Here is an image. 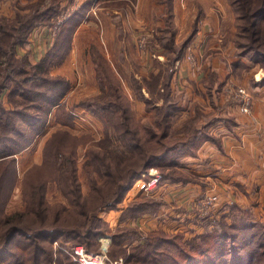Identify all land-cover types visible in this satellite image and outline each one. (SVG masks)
<instances>
[{"label":"rangeland","instance_id":"1","mask_svg":"<svg viewBox=\"0 0 264 264\" xmlns=\"http://www.w3.org/2000/svg\"><path fill=\"white\" fill-rule=\"evenodd\" d=\"M209 1H214V3H211L213 12L219 16L221 21L220 29H222L226 35V44L231 46L229 48L227 47L229 53H227V51L223 54V61L226 66L224 68L225 71L222 73V77L218 75V72L211 69L208 70L206 67L201 66V63L203 64V62L206 61V55L204 53L196 54L190 47L188 51H185L184 49V52L181 53V55L183 58H187V60L193 65L200 64L205 72L209 71V77L215 74L214 76L217 82L220 83V88L224 87V90H226L225 93L227 100L238 106V104L228 96L227 90H229L231 86L243 85L234 80V77L232 78L230 74V68L232 67L228 60L229 58H245V63L241 62V59L239 61L241 62V65L243 64V67L238 69V74L241 77L240 80L246 77L245 75L251 74L249 72L251 71L254 73V80L260 81L261 84L264 83V56H258L253 50L248 51L249 48L254 46H261L260 49L264 51V45L261 41H258L252 46L254 42L252 37L253 30L260 29V27L264 25V15L258 21L257 27L251 29V22L247 20V13L250 12V10L248 12L245 10V2H241V0H0V26L5 28L3 32L0 31V46H3L5 50L11 51V37L16 35L14 23L18 21L21 15L24 16L30 13L36 14L41 11L46 12L27 35L28 39L26 44L20 47L28 48L25 55L28 56L32 65L45 56L55 40H57L58 34L60 35L57 47L62 45L63 40L66 38L65 35L67 34L66 29L69 27L67 21L72 17L74 10L84 8V12L87 9V3L89 8L83 21L76 29L78 31L76 32V36L74 35L75 58L73 57V54L70 55L71 49L69 51L67 50V55H64V53H62L64 51L61 48L58 54L59 56L62 54V57L64 55L63 60H61L62 62L59 61L62 57H54L51 59L53 64L50 66L48 75L58 76L68 80L70 82V88L62 99L61 105L55 106L49 114H46V116H48L47 122L44 128L34 135L35 137L32 143L15 155L17 159V180L15 187L12 190L11 200L5 207L6 215H11L17 210L26 209V202L22 193L24 178H26L27 173L31 168L35 165L42 164L45 145L57 130L66 129L78 136L88 134L93 141H99L106 138L108 132L106 128L115 124L114 118L108 116V118L105 119V122L98 114L96 115L82 106H76V104L81 102L84 98L97 95L102 96L103 89L101 87V79L104 85L105 82L108 84V93L105 95L109 94V97L115 98V89L109 82L111 81V77H109L110 71L106 68L105 72V66H109L111 70L115 72L129 99L132 100L134 97L132 100V106L135 108L137 118L142 123L147 121L153 122L155 118L154 113L148 110H146L148 113L147 116L142 115L145 107L143 108L142 105L140 106L135 100L131 88L132 84L134 85V78L141 81L143 85L146 80H154V91L156 94L159 93V91H163L162 86L164 82L170 79L172 96L180 106V100L179 98H176L175 95L184 91L185 86L184 84L182 85L178 83V65L180 64L181 59L177 60L178 53L176 50L183 42L192 40L193 28L192 30L181 29L183 33L182 35H178L180 29L176 27V20L179 18L182 19L184 16L186 18V23H189L188 18H192V16L196 18L202 16L206 11L205 6ZM253 4H256L257 6L251 9V11L256 7H260L262 0H254ZM183 6H185L184 10ZM180 7L181 10H179ZM249 7L251 8V5H249ZM139 18L149 19L151 24L153 23L157 27L150 28L145 24L138 26L136 20ZM157 23H161L162 26L157 25ZM193 23L196 25L195 22ZM84 24L86 25L84 26ZM80 25L82 26L81 28L79 27ZM120 29L123 37L122 49L118 46H114L116 52L109 54L98 51L99 48L101 49L100 44H102V42L100 36L102 31L112 33L117 30L119 32ZM143 31L151 32L155 36H157L158 33L162 34V36L166 35V38L169 39L168 42L173 39L178 43L175 41L174 45H169L166 48L162 46L163 48L158 50L160 52L154 51L152 53L144 54L141 48L137 45V38L143 33ZM187 31H189V33L192 32L189 36L183 38ZM129 34L136 35V37H134L135 41L131 36L129 38ZM254 38L258 40L257 36H254ZM155 39H157V37H155ZM153 40L154 38L149 45L153 43ZM160 42L162 45V41ZM92 44H94L95 51H93V49L91 51ZM181 48L183 49L182 46ZM106 55L109 57L108 59ZM16 56H18V54ZM6 59H10L9 55H0V86L3 82V76L4 78L6 76ZM103 60H105V62H103ZM26 69L29 71L28 66ZM106 73L108 74L107 77H105ZM156 74L158 75L154 78V75ZM11 83V85H14L13 81ZM25 88H30V84L25 85ZM247 89L253 95L252 88L250 87ZM180 95L181 94H179V96ZM105 98H107V96H105ZM8 99V92H6L3 96V104L7 105L6 107L13 106L14 104L8 102ZM10 99L23 100L21 96L18 95ZM31 111L32 114H37L38 112L33 109ZM251 112L252 108L250 112L242 113L249 114ZM177 122L178 120H175V123ZM18 124L20 129L27 128V125L23 123L22 119H20ZM183 125L188 126L189 124H177L176 126L174 124V133L184 128ZM29 132L32 134L30 129ZM174 133L172 132V134ZM80 141V146L77 152V163L80 168L79 175L83 184V191L88 193V180L86 177V171L84 170L85 154L88 149V144H84L83 142L87 141V138L83 137ZM180 162L181 160H177L175 164L162 168L154 166L147 170H136L137 179L143 172H148L152 168L157 170L160 174L158 188H155L150 194H147L142 190L140 184H137L136 179L132 188L116 207L105 204L98 209L97 215L102 220L100 234L96 237L93 236L90 238L82 236L79 238L68 236L54 238L52 244L41 240L42 247L46 248V253L43 256H52L51 264H69L68 262L81 264L78 260L74 259L72 253L74 251V246L84 245L94 253L106 252L111 260L109 264H114L113 262L115 261H118V264H124L126 261L125 257H129L130 253L132 254L134 250L136 251V247H139L142 244L146 245L149 241H152L148 239L151 238L155 231H164L169 235H181L177 238L180 246L183 249L186 248L190 250L192 253L195 251V248H198L193 247L190 244L192 240L198 244H202L201 246H209L212 244L210 248L213 250L216 247L214 244L215 239L212 236L205 237L204 234L206 232L210 233V231L217 225L216 227L219 229H224L227 232L232 233L235 238H238L239 245H247V248L251 250L248 256V258H252L251 264H263L264 197L262 198L260 195L255 196L250 203L241 204L240 206L233 202L236 209L230 211V208L228 207H221L222 199L220 197L219 202H216V204H208V199L205 198L209 196V194L208 192H205L192 201L187 210L184 211L186 212V215H184V213L182 214L180 212L181 208H179L178 211L180 210V213H177L180 214V218H174L173 213L175 210H173V213L171 212L170 208L172 206L170 204L166 206V200L163 199L162 196L160 197L158 192L159 186L164 182V180H162V171L172 172L176 177H189V174L182 169V164ZM153 199L162 202L161 209L157 213H144L134 217L127 212L133 203ZM238 199L239 201H242L243 197H238ZM46 200L49 207H52L53 209L59 204H69V200L64 196L60 185L55 182L48 184ZM188 212L195 215V217H191V214ZM160 214L162 215L159 216ZM190 217L193 218L191 220L194 222L201 224V230L193 229L195 227L186 225L188 223L191 225ZM4 218L5 215L3 213L1 219L4 220ZM153 219H155L156 224L152 223ZM149 220L152 226L157 227H154V229L148 228L147 226H151ZM181 221H183L184 224ZM123 230L128 232L127 237L120 232ZM104 239H106V241H104ZM244 240H247L249 243H244ZM231 244L234 249H237L236 252L238 253L237 243L231 240ZM15 248L18 252H21L17 247ZM133 248L134 250H132ZM161 250H164L166 253L171 252V249L168 247H162ZM136 252L139 253L140 250H137ZM197 252L198 251L195 253ZM248 253L249 251L246 254ZM177 258L180 260L182 259L180 255L177 256ZM182 260V262H185V259ZM131 261L133 262L130 264L137 263L133 258H131ZM0 264L18 263L15 261H2ZM41 264H44V262H41Z\"/></svg>","mask_w":264,"mask_h":264},{"label":"trees","instance_id":"2","mask_svg":"<svg viewBox=\"0 0 264 264\" xmlns=\"http://www.w3.org/2000/svg\"><path fill=\"white\" fill-rule=\"evenodd\" d=\"M241 2H245L247 12L250 10L247 13V20L251 22V29H254L264 15V0L260 7L252 11L251 9L257 6L253 4L254 0H241ZM86 6L87 9L84 12V8L74 10L72 17L67 21L68 24H66L69 27L66 29L67 34L62 45L57 47L60 35L58 34L57 40L49 51L34 65L30 63L27 55H20L18 50L26 44L27 35L46 12L21 15L14 23L16 35L11 37V51L0 46V55L10 57L5 60L6 76L5 78L3 76L0 86V263L15 261L18 264H41V262L51 264L52 256H43L46 248L42 247L41 240L52 244L54 238L96 237L101 233L102 227V220L97 215L98 209L105 204L116 207L134 185L137 171L154 166L162 168L173 165L184 156L196 155L203 141L213 139L207 130L208 126H198V119L195 117L184 122L185 125L189 124L188 126L183 125L184 128L174 133L175 118L181 107L172 96L170 79L164 82L163 91L156 94L154 80H146L143 85L141 81L134 78L132 88L135 94L146 103V110L152 111L155 118L153 122L142 123L136 117L132 100L125 94L117 75L109 66H105V72L106 68L110 71L109 77L112 82H109L115 89V98L109 97V94L105 95L108 93V84L105 82L104 85L101 79L102 96L84 98L76 106H82L98 114L104 121L108 116L114 118L115 124L106 128L108 131L106 138L93 141L88 134L78 136L66 129L57 130L45 145L42 164L31 168L24 178L22 193L26 209L17 210L11 215L5 214V207L11 200L12 190L17 180L15 155L32 143L34 135L39 133L47 122L46 114H49L55 106L61 105L62 99L70 88L68 80L49 76L48 72L53 64L51 59L62 57V54L60 56L58 54L60 49H63L64 55H67L71 49L74 33L89 10L88 3ZM4 30L5 28L0 26V31ZM254 36H257L258 40ZM252 37L254 40L252 46L258 41L264 45V25L260 29H254ZM164 38L162 40L167 47L175 44V40L168 42L169 39L166 36ZM188 42L181 44L183 49L181 46L177 48V60L183 58L181 53L184 52ZM260 48L261 46H254L248 51L253 50L258 56H264V51ZM64 55L59 61L63 60ZM27 66L29 71L26 69ZM157 75H154V78ZM107 76L106 73L105 77ZM12 81L14 85H11ZM212 81L216 82L213 75L210 79V87ZM27 84H30V88H25ZM145 88L149 97L145 96ZM6 92H8V102L14 104L11 107L3 104V96ZM16 95L21 96L23 100L10 99ZM32 109L38 111L37 114H32ZM20 119L27 125L26 129L19 128ZM83 137L87 138V141H83L84 144H88L84 161L88 193L83 191L79 175L80 168L77 163L79 141ZM165 179L182 183L191 180L189 177H176L172 172L162 171V180ZM54 182L60 185L69 204H59L53 209L47 203L46 191L48 184ZM161 205L162 202L154 199L142 200L133 203L127 212L134 217L144 213L155 214L160 211ZM229 208L231 211L236 209V206L231 205ZM3 213L4 220L1 219ZM216 226L210 233L204 234L205 237L212 236L215 239L216 247L213 250L210 248L212 244L201 246L202 244L192 240L190 244L198 247L192 253L180 246L177 238L181 235L155 231L148 239L152 241L136 247L135 249L140 250L139 253L133 248L132 254L125 257L124 264L132 263L131 258L135 259L137 262H134L135 264H251L252 258H248L251 250L247 248V245H239V239L232 233ZM120 232L125 237L128 236L127 231ZM231 240L237 243L238 253L237 249L233 248ZM244 243L249 242L244 240ZM15 247L21 252H18ZM162 247H168L171 252L166 253L161 250ZM196 251L198 252L195 253ZM248 251L249 253L246 254ZM179 255L185 259V262L177 258Z\"/></svg>","mask_w":264,"mask_h":264},{"label":"crops","instance_id":"3","mask_svg":"<svg viewBox=\"0 0 264 264\" xmlns=\"http://www.w3.org/2000/svg\"><path fill=\"white\" fill-rule=\"evenodd\" d=\"M211 3H214V1L208 2L205 6L206 11L202 16L188 18L189 23H186L184 16L182 19H177L176 27L180 29L178 35H182V30L184 29L192 30L193 28L192 40L187 43L185 51H188L191 47L196 54L204 53L206 61L203 64L201 63V66L218 72V75L222 77L226 66L223 61V54L227 51L229 53L228 48L231 46L226 44V35L220 29L221 21L219 16L213 12ZM179 10H181V7ZM136 23L138 26L145 24L150 28L157 27L146 18H139ZM81 25L79 26L80 28L82 27ZM157 25L162 26L161 23H157ZM76 32L78 31H75V36ZM190 33L187 31L183 38L189 36ZM75 36H73L70 51V55L73 54L74 58ZM130 36L133 40L136 37L135 34H129V38ZM165 36L160 33L155 36L151 32L143 31L137 38V45L144 54L154 51L160 52L158 51L160 48L167 47L164 44V40H162ZM153 38V43L149 45ZM122 39L121 29L119 32L117 30L112 33L102 31L100 36L102 44H100L101 49L99 48L98 51L106 52L107 54L114 53L116 52L114 46L122 49ZM160 41H162V45ZM176 43L178 42L176 41ZM93 48L94 44L91 45V51ZM27 49L19 48L20 55H24ZM106 57L107 59L109 58L107 55ZM240 59L241 62L245 63V58L231 57L228 59L232 67L230 68V74L232 78L234 77V80L244 87L252 88L254 99L252 112L249 114L242 113L235 103L227 100L226 90H224V87H219L220 83L217 80L216 82L212 81L210 87L211 77H209V71L205 72L200 64L193 65L187 58L180 60L178 65V83L184 84L185 88L184 91L175 95L176 98H179L181 107L175 118L176 121L178 120L175 126L184 124L190 118L195 117L198 119V126H208L207 130L213 136V139L203 141L196 155H188L181 158L182 169L189 174L190 181L182 183L165 179L163 184L159 186L158 194L166 200V206L169 204L172 206L170 208L172 213L175 210L173 213L174 218L179 219L180 212L186 215L184 211L187 210L192 201L205 192H208V194L216 192L222 199L221 207L224 208H229V206L235 204L240 206L241 204L250 203L258 195L262 196V198L264 197V83L261 84L260 81L254 80V73L251 71H249L251 74L245 75L246 77L240 80L238 69L243 67V64L241 65V62H239ZM144 93L146 97H149V93L145 89ZM133 94L138 104L142 105L143 108L145 107L142 115L147 116L146 103L137 97L134 90ZM179 94L181 95L179 96ZM133 109L135 110L134 107ZM241 196L243 200L239 201L238 197ZM179 208H181L180 212L178 211ZM188 213L191 214L190 212ZM191 217H195V215L191 214ZM191 217L189 218L191 225L190 223L186 225L195 227L193 229L201 230V224L191 220L193 219ZM181 222L184 224L183 221ZM152 223L156 224L155 219L152 220ZM150 225L147 227L152 229L157 227L152 226L151 223Z\"/></svg>","mask_w":264,"mask_h":264},{"label":"built area","instance_id":"4","mask_svg":"<svg viewBox=\"0 0 264 264\" xmlns=\"http://www.w3.org/2000/svg\"><path fill=\"white\" fill-rule=\"evenodd\" d=\"M227 94L238 104L242 112L248 113L251 111L254 98L246 87L240 85L231 86L229 90H227ZM159 181L160 174L157 170L152 168L148 172L141 173L140 177L137 179V184H140L143 191L150 194L155 188H158ZM205 199H208V204H216V202H219V195L213 192ZM73 250L72 255L74 259L78 260L81 264H109V262H111L106 252L94 253L84 245L74 246ZM113 263L118 264L119 262L115 261Z\"/></svg>","mask_w":264,"mask_h":264},{"label":"bare ground","instance_id":"5","mask_svg":"<svg viewBox=\"0 0 264 264\" xmlns=\"http://www.w3.org/2000/svg\"><path fill=\"white\" fill-rule=\"evenodd\" d=\"M106 241V240H105Z\"/></svg>","mask_w":264,"mask_h":264}]
</instances>
